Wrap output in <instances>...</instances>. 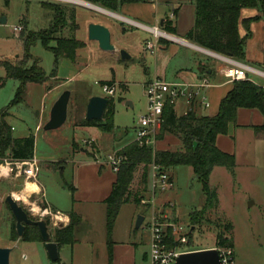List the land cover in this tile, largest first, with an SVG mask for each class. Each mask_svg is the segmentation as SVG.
<instances>
[{
	"label": "rangeland",
	"instance_id": "rangeland-1",
	"mask_svg": "<svg viewBox=\"0 0 264 264\" xmlns=\"http://www.w3.org/2000/svg\"><path fill=\"white\" fill-rule=\"evenodd\" d=\"M77 1L91 4L95 6L94 8L100 7L83 0ZM42 2H52L63 7L67 19L71 12L75 13L76 26H72L68 20L65 27L56 35L76 38L83 41L85 46L77 51L75 60L62 57L54 68L52 52L45 49L40 42H36L30 47L29 53L40 61V66L47 77L46 82L28 83L23 95L24 99L9 107L12 99L15 98L19 83L5 78L3 63L16 64L26 61L23 36L46 30L53 23V12L45 8ZM99 16L100 13L70 1L0 0V19L5 18L6 21L5 24H0V79H3V84L0 86V112L3 110L9 112L6 122L13 127L14 137L20 138L30 133L34 135L36 160L66 162L71 169L73 162L79 159L103 162L108 154L113 152L119 154L118 148L136 139V122L147 108V99L142 87L146 65L141 53L136 51L139 48L138 37L135 34L124 35L120 29L119 45L127 46L129 50L124 47L116 49L111 39L113 50L101 49L97 42L88 40L87 36V22ZM19 25L23 28L22 32L14 34L13 27ZM54 45L55 43L51 41L50 46ZM122 50L126 51L129 59L120 58ZM26 64L31 66L32 61L27 60ZM105 81L126 84V89L117 91L115 95L113 116L115 130L112 136H104L110 137V142L108 147L103 149L102 154H99L96 140H91V137L93 134L103 135V133L98 128V130L80 129L82 126L78 123L85 119L89 96H106L101 87L102 82ZM49 86H54L56 90L51 92L50 89L51 94L47 97L45 94ZM64 92H69V98L67 116L62 126L54 130H46L43 127L36 130L37 116L43 104L47 111L52 100ZM126 102H130L131 107L126 105ZM185 109L186 105H177L176 111L178 114H183ZM202 111L206 112L202 109L197 115L204 114ZM159 136V133L155 134L148 146H143L151 150L152 157L155 152L181 149V143L176 136L168 133ZM72 141L76 143L72 145ZM80 149L86 156L79 153ZM234 154L236 162L233 174L222 167L212 169L208 184L214 197L209 202L191 167L176 166L167 171L160 169L172 179L173 184L168 189L156 193L151 205L149 201L152 195L149 188L152 166L147 167L145 188L141 184L142 166L135 169L129 189L132 195L137 193L140 196L139 206L130 201L121 207L115 231L116 240L129 241L137 246L136 264H148L144 256L149 248L150 235L147 222L151 216L157 218L163 228L168 229L170 236L174 226L180 228L181 232L188 233V237L192 239L189 242L188 238V245L194 251L217 247L212 243L221 232V226L229 223L231 229L223 235L233 244L235 264H264V140H257L248 130H242L235 137ZM45 165H51L52 172H49ZM57 166L40 161L36 181L43 188V200L54 204L51 206L59 212L67 214L68 206L71 205L72 190L63 187V184L66 182L69 185L71 179L66 173L62 175ZM14 173L15 169L12 170L10 177L0 181V247L11 246L9 264H105L102 210L101 213L96 211L93 213V217L88 221L91 224L90 229L86 223L76 230L73 245L65 244L59 249V259L56 262L50 260L40 239V241H31L37 239L35 229L32 228L34 226H29L31 228L28 235L31 242L22 241V238L17 236L14 218L4 202L7 195L20 193L25 188L24 176L15 178ZM28 196L27 202L18 201V203L33 220L42 219L48 223L50 240L53 241V226L47 218L40 216L45 207L42 197L28 198ZM34 203L38 209L33 207ZM138 216L143 217L144 220L141 227L136 228Z\"/></svg>",
	"mask_w": 264,
	"mask_h": 264
},
{
	"label": "trees",
	"instance_id": "trees-1",
	"mask_svg": "<svg viewBox=\"0 0 264 264\" xmlns=\"http://www.w3.org/2000/svg\"><path fill=\"white\" fill-rule=\"evenodd\" d=\"M83 1L115 11L124 2H134L136 0ZM193 2L196 17L194 26L187 34V38L193 40L202 48L243 62L245 60V43L250 36L249 25L254 21L264 19V0H193ZM42 5L53 12L54 18L53 23L46 30L28 33L23 36L24 58L26 61L31 60L32 65L27 66L26 61H24L25 63L20 61L16 64L3 63L5 78L13 79L19 83L15 98L12 99L9 107L22 101L28 83L41 84L46 82L47 77L40 66V61L33 58L29 53L30 47L36 42H40L45 49L52 52L54 68H56L59 59L62 57L71 61L75 60L77 51L85 46L83 41L76 38L57 37L56 35L65 27L68 20H70L72 26H76L73 12L68 15L69 19H67L66 11L56 3L42 2ZM242 9H257L259 14L241 21L246 34L240 37L238 25ZM167 30H171L170 27ZM51 41L55 43L54 46H50ZM261 66L264 68V60ZM52 73L54 74V71ZM112 83L102 84L112 85ZM239 109H256L264 119V91L249 79L232 82V88L220 101L218 111L214 116L197 115L194 104L190 111L181 116L175 114L173 107L168 106L165 108L164 120L159 135L168 133L176 136L181 143L180 150L159 151L155 152L152 157L150 149L139 146L135 141L121 150L125 160L116 173L110 194L104 200L105 234L109 261L111 259L112 230L120 208L130 201L139 206L140 196L137 193L132 195L129 189L134 178L135 169L142 166L141 184L145 188L148 166L154 164L164 171L176 166H189L196 179L201 183L202 190L209 202L214 197V193L210 191L208 184L212 169L222 167L232 174L234 172V155L219 150L216 147V138L220 135H226L229 125H236V115ZM6 112L0 113V159H32L34 156V136L30 134L24 138H14L10 126L4 119ZM113 116L114 103L113 99L110 98L101 120L88 121L83 119L78 125L82 127L93 126L101 132H112L114 129ZM254 130L264 136V123L259 127H255ZM69 216L70 223L64 228L55 229L53 232V238L58 247L74 242L73 230L80 219L72 212ZM29 228L31 227L25 229L22 241H40L37 227H32L37 234L36 240L30 239L28 235ZM230 229L231 225L224 223L221 226V232L217 234L212 244H216L217 247L233 249L231 240L223 235ZM191 240V237H189V242Z\"/></svg>",
	"mask_w": 264,
	"mask_h": 264
},
{
	"label": "crops",
	"instance_id": "crops-1",
	"mask_svg": "<svg viewBox=\"0 0 264 264\" xmlns=\"http://www.w3.org/2000/svg\"><path fill=\"white\" fill-rule=\"evenodd\" d=\"M84 6L85 8H88L91 11L100 13L99 17H97L95 20H89L87 24L89 25L90 23H93L106 27L110 32L111 43L114 45L116 49H119L121 47H124L125 49L129 48L127 46L119 45V36H121L120 29L124 35L135 34L138 37L139 48H137L136 51L141 53L146 65L145 75L142 78L143 89L145 85L154 78H163L168 82H185L189 84L197 83L200 79L206 78L212 85L204 92L208 106L203 107L200 104H194L195 112L197 114L200 110L203 109L206 112L202 111L204 113V114L201 113L202 115H207V116L216 115L220 101L232 88V83L228 82L220 74V70L228 66L229 64L210 54L212 52L221 57H226V56L202 48L193 40L187 38V34L192 30L194 26L195 17H196L195 5L193 0H155V1L136 0L134 2H124L123 4L119 5L115 11L100 7L94 8L89 5H83V7ZM258 14L259 12L257 9L241 10L240 21L238 25V33L240 37H243L246 34V30L243 27L241 21L255 17ZM119 26H122V28H120ZM154 26L158 27V29L167 37L161 36L160 38H158L159 40L157 46L155 47L153 52H150L148 50H145L144 45L147 41L153 39L152 33L147 28ZM168 27H170L171 30H167ZM249 31H250V36L245 43V60L243 62H240L232 58L230 59H232V61H235L239 64L245 65L251 69L256 70L258 73H253L252 71L248 70L247 76L250 81L260 86L264 91V68H262L261 66L264 60V19L250 23ZM106 82H113L112 85L116 89L115 95L117 91L121 92L126 89V84L117 83L115 81H105L102 83H106ZM2 84H3V79H0V86H2ZM50 89H52L51 92L53 90H56L54 86H49L45 94L47 95V97L51 94ZM115 95L111 97V99H113V103L115 100L114 99ZM59 97L60 95L56 96L52 100V103L50 104L47 111L45 104H43L37 116L38 123L35 128L36 130H40L42 127L44 128L46 126L50 118L51 108L53 107V105L55 104V102ZM90 97L91 96H89V98ZM109 99L110 98H108V100ZM126 103H130V102H126ZM177 105H186V109L183 114L188 112L189 107L187 104L183 102H179ZM177 105L174 106L173 110L177 116H181L183 114H178L176 111ZM7 110H9V108H7ZM8 115L9 112L7 111L4 117L5 122H6V117ZM263 123H264V119L258 110L239 109L236 115V125H229L227 134L220 135L216 138V147L223 152L233 154L235 158V154H234L235 137L237 136V134H239V132L242 130H248L251 136H253L255 139L264 140V136L258 134L254 130L255 127H259L263 125ZM10 128L13 131V127L10 126ZM80 129L91 130L97 128L93 126H84L81 127ZM114 130L115 127L113 131ZM113 131L108 133L100 131L101 133H103V135L93 134V137H91V139L96 140V148L99 154H102L103 149L108 147V144L110 142V137H104V136H112ZM27 136H22L20 138H24ZM73 143L76 142L72 141V145ZM34 144H35V139H34ZM125 146L127 145H124L121 148H118L117 150L121 151ZM79 153L85 155L82 149H80ZM33 157L35 158V155ZM40 161L49 164H54V167L55 165H58L57 168H59L60 173L62 175L66 173L67 177H70L71 179V183L69 185L66 182L65 184H63V187L72 190L71 205L68 206L69 212L67 214H63L59 212L54 206H51L54 204H49L48 202L43 200L42 197L43 188L36 181V179L34 181H31L30 183L36 184L38 189L37 191L29 195V198L38 197V196L42 197V200L46 205V208H48L53 213L58 212L63 215L62 216L63 223L61 224V226L63 227L61 228L66 227L70 223L69 214L71 212L79 217L80 219L79 223L73 230L74 242L68 245H73L75 243L74 233H76V230H78L81 225L87 223L89 225V229L91 228V224L88 221H90V218L93 217V213L95 211L98 213H101L100 210L103 211L104 214L103 226H104V232H106L104 200L108 197V195L111 192L112 185L115 182L116 174L113 173L105 163L95 161L92 159H79V161L73 162L71 169L68 168L66 162H59L53 160L52 161L40 160ZM40 161L36 160L37 169ZM50 166L45 165L46 169L49 172L50 171L52 172ZM27 182L29 181L25 180L24 187ZM32 205L33 207H35V209L36 208L38 209V207L35 206V203ZM33 207L32 209L34 210ZM118 215L116 217L112 230V236H111L112 247H111L110 261L108 254V246L106 244V234L104 235L105 264H129L130 262H132V264H136V257L138 250L137 246L129 241L125 242L122 240H116L115 225ZM53 229L55 230L57 228L53 227ZM53 242H55L54 238H53ZM64 245L65 244L58 247V251ZM2 247H11V246L4 245ZM144 257L147 260L146 253Z\"/></svg>",
	"mask_w": 264,
	"mask_h": 264
},
{
	"label": "built area",
	"instance_id": "built-area-1",
	"mask_svg": "<svg viewBox=\"0 0 264 264\" xmlns=\"http://www.w3.org/2000/svg\"><path fill=\"white\" fill-rule=\"evenodd\" d=\"M22 29V26L19 25L13 27L12 32L14 34H18L22 32ZM147 29L152 33L153 39L147 41L144 48L145 50L153 52L158 44V38L161 36H167L156 26ZM210 55L229 64L220 70V74L228 82L232 83L235 81L249 79L247 76L248 70L253 73H258L254 69L232 61L230 58L221 57L212 52ZM211 86V83L206 78H202L194 84L185 82H168L163 78H154L150 80L144 87V93L147 99V108L146 111L138 117L136 122L135 142H137L139 146H148L155 134L160 132V128L164 120V110L168 106L174 108V106L179 102H183L188 105V111L191 110L193 104H200L203 107H207L208 103L206 102L204 92ZM101 87L108 98L115 95L116 89L113 85L101 84ZM123 161L124 156L120 151L119 154L117 152L108 154L103 163H105L111 171L116 174ZM151 166V185L149 189L152 197H150L149 202L152 205L154 195L160 191L168 189L173 183L172 179L166 173L162 172L158 166L154 164ZM14 169V177L23 175L25 180L29 182L34 181L37 177V162L34 157L30 160H12L5 158L0 161V181L4 178L10 177L12 170ZM40 216L47 218L48 222L54 228L59 229L63 227L61 226L63 223V215L58 212L53 213L48 208L44 207ZM147 229L150 235L149 249L147 252L148 264H176V259L181 254L194 252V250L188 245V233L181 232L180 228L174 226L173 230H171L172 234L170 236L168 229L163 228L162 224L157 221V218L151 216L149 222H147ZM208 249H215L217 251L220 264H235L234 253L231 248L212 247Z\"/></svg>",
	"mask_w": 264,
	"mask_h": 264
},
{
	"label": "water",
	"instance_id": "water-1",
	"mask_svg": "<svg viewBox=\"0 0 264 264\" xmlns=\"http://www.w3.org/2000/svg\"><path fill=\"white\" fill-rule=\"evenodd\" d=\"M77 1V0H74ZM93 6L91 4H88ZM95 7V6H93ZM97 8V7H96ZM0 23H5V18L0 19ZM88 39L96 41L99 47L103 50H113L110 43L109 30L99 24H89L87 28ZM120 58L126 60L129 55L126 51H120ZM69 93L64 92L57 99L50 111V118L44 129L52 130L59 128L67 116V104ZM108 98L101 96H93L88 99L85 110V119L88 121L101 120L103 113L108 105ZM126 105L131 106L130 103ZM9 211L11 212L14 221L15 229L19 238H22L26 226H36L39 232L40 239L45 246L48 257L52 262L59 259L58 246L51 241V234L48 223L45 220H33L25 209L16 201L12 195H7L4 199ZM143 217L138 216L136 220V228L142 225ZM12 251L10 247H0V264H9V256ZM176 264H220L218 253L215 249H203L190 253L181 254L176 259Z\"/></svg>",
	"mask_w": 264,
	"mask_h": 264
},
{
	"label": "bare ground",
	"instance_id": "bare-ground-1",
	"mask_svg": "<svg viewBox=\"0 0 264 264\" xmlns=\"http://www.w3.org/2000/svg\"><path fill=\"white\" fill-rule=\"evenodd\" d=\"M61 1H70L75 2V3H79L81 5H88L87 3L81 2V1H74V0H61ZM90 6V5H89ZM37 185L34 183H27L25 188L20 192V193H13L12 197L16 200V201H23L25 202L27 199L26 197L32 193H34L35 191H37ZM27 202V201H26Z\"/></svg>",
	"mask_w": 264,
	"mask_h": 264
},
{
	"label": "flooded vegetation",
	"instance_id": "flooded-vegetation-1",
	"mask_svg": "<svg viewBox=\"0 0 264 264\" xmlns=\"http://www.w3.org/2000/svg\"><path fill=\"white\" fill-rule=\"evenodd\" d=\"M28 215H29V214H28ZM27 227H29V226H26L25 229H26ZM35 227H36V226H35ZM24 231H25V230H24Z\"/></svg>",
	"mask_w": 264,
	"mask_h": 264
}]
</instances>
